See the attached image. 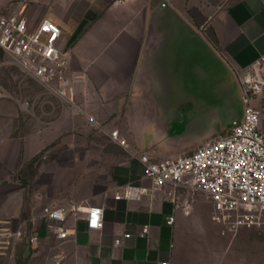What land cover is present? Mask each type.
Instances as JSON below:
<instances>
[{
	"label": "crops",
	"instance_id": "obj_1",
	"mask_svg": "<svg viewBox=\"0 0 264 264\" xmlns=\"http://www.w3.org/2000/svg\"><path fill=\"white\" fill-rule=\"evenodd\" d=\"M13 10H22L32 28L46 16L60 24L59 46L68 53L74 93L68 98L45 90L47 104L53 98L59 112L27 121L32 129L26 133L19 101L0 97V255L13 247L8 229L28 222L43 204L105 207L101 228L77 221L69 264H196L197 238H207L209 243L203 244L209 247L211 239L226 243L220 224L212 219V201L201 192L165 184L141 199H129L115 198L116 187L77 194V188L64 185L58 194L49 183L26 181L29 170L20 165L47 143H66V128L83 126L87 112L108 127L93 138L112 141L109 153L128 159L120 183L150 184L141 152L161 160L170 155L161 146L156 154V144L181 150L186 148L181 144H202L218 136L213 127L173 130L171 106L180 94L195 100L204 96V106L212 112L209 119L226 129L220 135L227 134L243 114L239 78L264 50V0H0V12ZM181 74L190 78L182 93ZM255 103L264 108V91ZM6 112L10 118L2 117ZM113 128L119 129V139L110 135ZM72 136L74 141L85 138ZM172 214L175 220L169 223ZM213 221L218 225L214 230ZM144 224L150 230L141 234ZM40 232L47 235L46 227ZM117 237H122L120 244ZM52 241L48 237L30 247L19 240L13 255L17 260L42 251L46 255Z\"/></svg>",
	"mask_w": 264,
	"mask_h": 264
},
{
	"label": "built area",
	"instance_id": "obj_2",
	"mask_svg": "<svg viewBox=\"0 0 264 264\" xmlns=\"http://www.w3.org/2000/svg\"><path fill=\"white\" fill-rule=\"evenodd\" d=\"M61 34L60 24L48 16L32 28L22 10L0 12V48L47 90L69 98L74 89L68 74V53L59 46ZM263 66L264 50L239 78L243 114L227 134L215 136L190 152L161 160H153L147 153L140 154L144 175L150 184H119L114 197L141 199L170 184L175 190L184 188L207 196L213 204L212 219L220 224L222 233L264 225V108L255 103L264 91ZM8 93L0 83V97ZM110 135L119 139V129H111ZM104 210L100 203L43 204L28 222L8 229V243L13 245L12 249L19 240L37 247L51 237V249L43 264H69V242L76 241L77 221L84 219L89 229L101 228ZM174 220L173 214L167 218L169 223ZM41 226L46 227L47 235L41 234ZM149 230L150 225L144 224L140 233ZM121 242L122 237H117L116 243ZM159 264L170 262L165 260Z\"/></svg>",
	"mask_w": 264,
	"mask_h": 264
},
{
	"label": "rangeland",
	"instance_id": "obj_3",
	"mask_svg": "<svg viewBox=\"0 0 264 264\" xmlns=\"http://www.w3.org/2000/svg\"><path fill=\"white\" fill-rule=\"evenodd\" d=\"M0 64V83L9 92L6 98L14 102L18 100L20 103L21 122L23 123L22 125L25 124V127H23L24 133L32 129L31 125L26 124L27 121L37 120V117L42 120L59 112L60 106L56 100L51 98V105L47 104L50 96L47 95L45 86L35 77L23 71L13 61L12 57L1 48ZM189 82L190 78L181 74L179 84L181 93L187 90ZM173 96L177 98L175 94ZM178 100V103L173 105L174 109L171 106V123L174 124V131L183 132L191 131L192 129H201L200 131H202L213 127L216 129L218 136L226 133V129L214 126L218 122L211 121L212 118L211 120L209 119L212 112L204 106V96L200 100H195L193 95L190 97L187 94H180ZM62 107L64 108V106ZM49 108L52 110L50 114L47 111ZM66 110L70 115L71 109L68 105ZM84 114L87 119L84 121L83 126H68L66 128L67 130L64 134L67 135L68 139L66 143L60 144L59 140L47 143L32 158L21 160L20 168H27L30 173L28 175L30 179H27L28 177L25 173L26 181H35L39 184L49 183L52 185L53 190L56 189L58 194L64 189V185L71 187L70 190L77 188L78 191H75L77 194H88L99 190L104 192L106 189L116 187L125 180L123 166L128 162V159L124 155L120 156L116 153L117 156H113V153H109V146L113 144L112 141L103 142L93 138L94 136L100 138L99 136L108 127L102 126L100 122L93 119L87 112H84ZM2 117L10 118L11 113L6 112L2 114ZM76 133L85 135L83 141H74L75 139L72 135ZM183 145L186 148L181 150H177L175 146L168 144H156L153 149H156V154H160L158 148L161 146L163 149L166 148V155H172L189 152L199 144L185 143L179 146ZM147 154L153 160L159 159L149 153ZM213 224L212 230L217 225L214 221ZM224 235L227 237L226 243L214 244L216 241L211 239V247L207 245L209 243L207 238H197L195 263L264 264V225L241 227L236 233L227 232ZM206 242L208 243L203 244ZM44 259L45 254L42 251L17 260L11 249L6 255H0V264H43Z\"/></svg>",
	"mask_w": 264,
	"mask_h": 264
}]
</instances>
